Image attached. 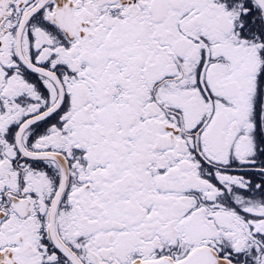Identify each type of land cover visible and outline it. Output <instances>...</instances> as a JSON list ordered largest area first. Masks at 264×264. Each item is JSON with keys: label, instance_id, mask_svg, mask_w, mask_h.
Returning <instances> with one entry per match:
<instances>
[{"label": "snow or ice", "instance_id": "snow-or-ice-1", "mask_svg": "<svg viewBox=\"0 0 264 264\" xmlns=\"http://www.w3.org/2000/svg\"><path fill=\"white\" fill-rule=\"evenodd\" d=\"M0 264H264V0H0Z\"/></svg>", "mask_w": 264, "mask_h": 264}]
</instances>
